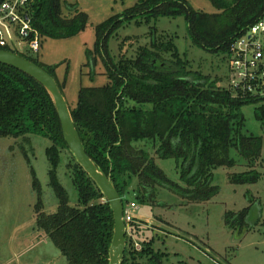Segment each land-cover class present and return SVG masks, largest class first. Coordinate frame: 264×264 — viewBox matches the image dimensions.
Masks as SVG:
<instances>
[{"label":"trees","instance_id":"obj_1","mask_svg":"<svg viewBox=\"0 0 264 264\" xmlns=\"http://www.w3.org/2000/svg\"><path fill=\"white\" fill-rule=\"evenodd\" d=\"M209 1L219 13L195 11L185 0H145L124 17L128 22H150L185 16L192 43L228 63L231 43L264 15V0ZM29 13L42 42L44 38L74 37L84 31L88 21L77 6L64 8L62 0H33ZM119 19L97 27L95 53L88 52L93 64L94 55L103 58L108 85L81 88L77 106L70 110L84 148L96 166L111 177L124 209L134 183L135 203L157 205L160 189L169 190L187 203L208 202L219 194V187L213 185L214 171L237 165L232 151L250 168L260 159L261 140L241 133L242 108L260 105L256 116L262 119L264 98L235 97L227 88L228 76L223 86V79L213 81L193 71L171 40L159 43L155 37L152 47L141 48L135 58L122 56L115 61L108 41L123 26ZM0 49L13 52L10 47L0 45ZM19 54L43 68L39 54ZM46 71L54 78L53 70ZM59 89L62 93L64 86ZM30 136H41L52 143L47 149L49 186L58 201L56 213L44 211L42 188L32 172L38 230L50 238L68 264H110L113 211L70 152L49 93L35 79L0 64V138L29 141ZM151 144L159 159L182 161L184 187L170 182L156 165L146 150ZM63 151L70 154L68 170L78 193V207L70 205L58 176ZM256 179L255 171L229 175L230 182L236 184ZM248 216L246 209L240 216L229 215L226 223L242 232L249 226ZM138 228L139 224H131V230ZM143 245L141 251L128 246L124 264H160L151 244Z\"/></svg>","mask_w":264,"mask_h":264},{"label":"rangeland","instance_id":"obj_2","mask_svg":"<svg viewBox=\"0 0 264 264\" xmlns=\"http://www.w3.org/2000/svg\"><path fill=\"white\" fill-rule=\"evenodd\" d=\"M143 1L62 0L64 8L74 5L87 15V26L71 38H44L39 60L45 70H53L58 86H64L62 95L70 110L76 108L81 88L108 85L103 58L94 55L93 64L88 52L95 53L97 27L117 17L123 26L108 41L109 53L115 61L122 56L135 58L141 48L152 47L155 37L159 43L171 40L193 71L213 81L221 78L226 86L228 63L222 56L192 43L185 16L162 17L150 22L142 19L125 21V13ZM185 1L198 12H220L209 0ZM258 106L242 108V135L261 140L260 159L253 167L247 166L238 153L232 151L237 165L214 171L213 185L219 187V194L212 200L187 203L169 190L160 189L157 205L136 202L138 209L134 211L136 222L133 224L141 223L138 231L131 230L130 226L126 250L130 246L141 251L143 244L149 243L159 255L160 264H264V117L256 116ZM51 145L49 139L41 136H30L29 141L0 138V264H68L50 238L37 228V195L32 188V172L42 188L44 211L54 214L58 209V201L49 186L47 149ZM146 150L170 182L184 187L180 172L182 161L159 159L152 151V144ZM69 162L70 154L63 151L58 176L68 192L70 205L78 207V193L69 175ZM250 171L257 173L254 182L236 184L229 180V175ZM134 188L135 183L126 197L129 201L125 203L126 209L135 203ZM246 209H249L247 229L240 232L237 226L227 225L229 215L240 216Z\"/></svg>","mask_w":264,"mask_h":264},{"label":"built area","instance_id":"obj_3","mask_svg":"<svg viewBox=\"0 0 264 264\" xmlns=\"http://www.w3.org/2000/svg\"><path fill=\"white\" fill-rule=\"evenodd\" d=\"M32 1L0 0V45L36 56L42 39L29 13ZM228 69L227 88L235 97L264 98V15L231 43ZM137 209L136 203L124 209L127 234Z\"/></svg>","mask_w":264,"mask_h":264},{"label":"water","instance_id":"obj_4","mask_svg":"<svg viewBox=\"0 0 264 264\" xmlns=\"http://www.w3.org/2000/svg\"><path fill=\"white\" fill-rule=\"evenodd\" d=\"M0 64L17 69L39 82L49 93L59 116L65 142L79 166L96 183L114 214V235L110 247V264H124L127 226L124 221V202L112 179L100 170L88 156L74 124L70 108L54 78L43 68L19 53L0 49Z\"/></svg>","mask_w":264,"mask_h":264}]
</instances>
